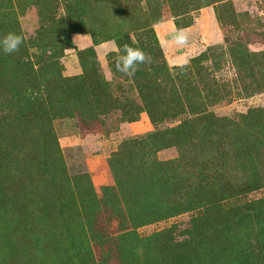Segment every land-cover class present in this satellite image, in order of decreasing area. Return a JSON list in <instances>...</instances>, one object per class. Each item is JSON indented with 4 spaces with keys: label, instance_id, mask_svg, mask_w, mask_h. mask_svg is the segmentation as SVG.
I'll return each mask as SVG.
<instances>
[{
    "label": "rangeland",
    "instance_id": "rangeland-1",
    "mask_svg": "<svg viewBox=\"0 0 264 264\" xmlns=\"http://www.w3.org/2000/svg\"><path fill=\"white\" fill-rule=\"evenodd\" d=\"M202 8L211 9L214 17L216 13L221 17L223 26L216 20L222 37L219 43L225 34L240 47L263 53L258 71L260 82L264 83V0H0V36L14 32L24 37L19 52L5 55L0 51V99L9 101L11 94L5 87V78L8 75L11 79L12 71L16 75L23 71L18 67L22 60L33 62L35 67H40L39 61L54 60L60 64L63 76H88L94 70L109 73L110 79L105 80L110 83L111 96L118 99L119 106L107 115L104 111L111 108L98 107L85 113V118L79 116L78 110H65L62 113L66 116L52 120L62 155L61 187L70 189L73 198L70 205L80 210V216L77 214L78 219L74 220L86 230L76 234L71 242L58 246L49 228H43L42 241L35 243L36 248H21L27 264H171L173 255L168 251L185 249L186 243L195 239L194 224L198 220L210 224V220L238 208L245 211L246 218L234 226L228 238H221L220 253L215 257L218 263L207 254L202 255L199 264H264V86L240 93L241 83L231 82L232 94L209 106L207 112L176 115L172 110L165 113L160 110L152 123L146 111H138L141 100L135 78L116 72L112 51L100 54V44L113 42L110 37L117 34L128 35L137 42V48L147 53L144 47L152 38L155 24L168 18L175 19L179 25L193 22ZM76 35H83L88 45L74 44ZM67 37L72 46L63 48L62 41ZM163 54L167 60L164 50ZM94 59L98 62L96 68L92 66ZM36 69V77L40 79L42 72ZM213 74L226 81L234 77L235 69L230 63H223ZM135 103L139 104L135 106ZM127 115L136 120H129ZM7 120L11 124L0 121V136L7 134L1 132L4 129L15 133V125ZM252 120L256 123L252 124ZM136 121L145 122L147 127L141 130L124 126ZM180 123L179 131L165 142L168 144L160 146L159 141L164 143L165 138L162 132ZM149 133L160 135L137 145L122 144ZM10 139L15 147L22 149L20 155L33 151L27 142L18 145L20 137L14 135ZM120 147L126 154L135 152L136 164H132V156L120 158L124 170L121 187L115 195L106 198L103 188L116 184L109 160ZM171 159L177 161L171 167H164L167 170L161 167L155 172L157 179L169 176L171 185L162 189L150 183L139 208L129 197V192L136 191L130 181L135 177L134 167L152 160ZM40 171V166L31 168L32 175L42 179L38 186L26 181L29 176L25 173L15 178L8 176L6 183L12 184L14 180L22 192L36 195L50 191L47 180L39 176ZM102 176L109 177L111 184L97 180ZM88 180L97 195V203L85 197ZM257 201L261 202L257 204ZM158 210L160 215L170 213L149 217ZM10 211L8 207L0 208V235L17 223L16 212L10 217ZM87 217L90 226L84 224ZM0 243L3 245L1 236ZM19 263L20 260L10 255L9 248L0 246V264ZM193 264H198V260Z\"/></svg>",
    "mask_w": 264,
    "mask_h": 264
},
{
    "label": "trees",
    "instance_id": "trees-1",
    "mask_svg": "<svg viewBox=\"0 0 264 264\" xmlns=\"http://www.w3.org/2000/svg\"><path fill=\"white\" fill-rule=\"evenodd\" d=\"M208 5L205 4V6ZM215 17L220 22V26H223L221 17L217 13ZM173 21L178 28L192 24L190 21L187 24L179 25L175 19ZM151 37L144 47L151 58V63L139 65L134 76L143 108L137 106L139 103L134 105L138 107L139 112L146 111L152 123L156 122L160 110H164V113L172 110L176 115L184 113L198 115L207 112L209 106L224 99V96L232 94L231 82L233 84L241 83L240 93H245L248 90L253 92L264 86V83L260 82L261 76L258 71L263 53L251 51L247 46L242 48L225 34L222 43L209 45L196 56L189 58L186 63L174 66L168 64L154 30H151ZM110 39H113L117 45L127 43L134 48H137L138 45L126 34H117ZM71 44V39L67 37L62 41L61 47L66 48L72 46ZM90 52L92 53V50ZM22 62L18 65L23 70L20 74L16 75L17 72L12 71V78L10 79L8 75L5 78L7 80L5 87L10 90L11 94L9 101L0 99V121L9 119L15 125V133L11 129H4L1 132L7 134L0 136V180H5L0 182V208H10L12 210L8 213L10 217L16 212L14 219L17 221L10 231H4L0 236L3 237V245L9 248L10 255L20 260L19 264H27V259L22 255L21 248L25 246L36 248L35 243L37 245L42 241L43 228H49L52 234L51 238H54L58 246L68 240L71 242L76 234L86 230L84 225L80 227L76 219L74 220L77 218V214L80 216V210L72 208L70 205L73 201L70 189L61 187L60 170L63 166L61 167L59 162L62 161V155L57 137L52 129V120L66 116L62 113L65 110H78L79 116L85 118V113L93 112L99 109L98 107L111 108L109 111H104L103 114L107 115L119 106L116 104L118 99L111 96L110 83L95 70L93 75L88 76L86 74L63 76L59 71L60 64L54 60L52 62L39 61L40 67H35L31 61L22 60ZM204 62L208 64H204ZM223 63H230L234 67L235 75L232 79L220 81L218 79L220 77L217 78L213 74L214 71L222 68ZM92 66L94 68L98 66L96 59L93 60ZM36 68L42 72L40 79L36 77L38 74ZM47 83L49 85H46ZM128 112L129 110L126 114ZM90 114L96 117L95 113ZM127 116L131 121L136 120L131 115ZM254 123L256 122L252 120V124ZM9 124L11 123L9 122ZM181 126L182 123L162 132L165 138L162 139L164 143L159 141L160 146L168 144L165 142L170 139V135L179 131ZM14 135L21 139L18 143L19 146L27 142L26 144L33 151H27L24 155H20L22 149L15 147L10 142V138H13ZM158 135L160 134L149 133L143 137L129 139L122 144L137 145L139 142L153 140ZM131 154L132 152L130 154L123 152L121 147L112 153L109 166L116 184L103 188L106 198L116 193V189L119 190L121 187L123 181L121 174L124 170L120 166V161L122 164L123 160L121 159L124 155L125 157L129 156L127 159L131 158L130 156H135V152ZM135 161L134 157L133 165L136 164ZM176 161V159L152 160L151 163L148 162L144 166L134 167L132 175L135 177L130 181L134 184L136 191L130 193L128 190L129 197L133 198L134 204L139 208L143 205L150 183H156L162 189H167L171 185L168 183L171 181L169 176L165 175L157 179L155 172L160 171L161 167H171ZM36 164L41 167L39 176L47 180L50 191L40 192L39 195H36L35 192H22L18 183L14 184V180H12V184L6 183L8 176L15 178L16 175L19 176V173H25L29 176L26 181L33 182L38 186L42 179L36 178L35 174L32 175L31 172V168L37 167ZM86 187L85 197L97 203V195L90 181ZM153 206L156 205L153 204ZM156 212L149 217L156 214L162 217L170 213L169 211L160 215L159 210ZM245 218V211L238 208L227 211L225 216L219 217L217 220H210L212 222L206 223L207 226L198 220L194 224V230L197 232L195 239L189 240L185 249L182 248L179 251L170 249L168 251L169 255H173L170 259L171 264H193L195 260H198L199 264L201 257L203 258L202 255L207 254L210 255V259L217 262L215 257L219 252L218 243L222 242L221 238H228L233 232L234 226ZM90 222L88 217L85 218L84 224L90 226ZM160 235H163V232ZM3 245L0 243V246ZM166 245L171 248L168 242Z\"/></svg>",
    "mask_w": 264,
    "mask_h": 264
},
{
    "label": "crops",
    "instance_id": "crops-1",
    "mask_svg": "<svg viewBox=\"0 0 264 264\" xmlns=\"http://www.w3.org/2000/svg\"><path fill=\"white\" fill-rule=\"evenodd\" d=\"M206 10V14L204 13ZM175 29H184L188 35V42L183 46L175 44L172 40V33ZM154 31L162 46V49L168 56V64L171 66L181 65L188 61L189 58L199 54L204 48L210 44L219 43L222 40L219 32L218 23L213 16L211 9H201L198 16H196L191 25L178 28L173 19H165L154 25ZM79 46L88 45V40L79 37L77 43ZM100 54L103 56L109 51H112L111 41L100 44ZM96 45V48H99ZM128 128L143 129L147 127L145 122H132V124H125ZM97 180H106L107 184H111L109 177H97Z\"/></svg>",
    "mask_w": 264,
    "mask_h": 264
},
{
    "label": "clouds",
    "instance_id": "clouds-1",
    "mask_svg": "<svg viewBox=\"0 0 264 264\" xmlns=\"http://www.w3.org/2000/svg\"><path fill=\"white\" fill-rule=\"evenodd\" d=\"M83 35H76L73 38V43H77L78 38ZM172 40L175 44L183 46L188 42V35L184 29H175L172 33ZM24 43V37L21 34L9 32L0 36V51L5 55H11L19 52L20 47ZM112 43V52L115 54L114 64L116 72L132 78L138 71L139 65H146L151 63V58L140 48H134L129 44L117 45L114 41ZM67 50V49H66ZM104 78L110 79V74L102 73Z\"/></svg>",
    "mask_w": 264,
    "mask_h": 264
}]
</instances>
